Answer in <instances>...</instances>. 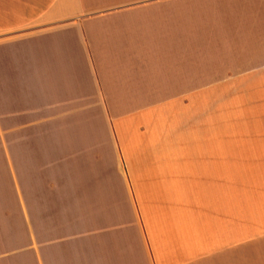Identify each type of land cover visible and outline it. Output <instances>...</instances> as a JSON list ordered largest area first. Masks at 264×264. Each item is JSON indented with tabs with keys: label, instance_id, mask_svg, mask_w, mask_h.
Masks as SVG:
<instances>
[{
	"label": "crops",
	"instance_id": "0c3cea01",
	"mask_svg": "<svg viewBox=\"0 0 264 264\" xmlns=\"http://www.w3.org/2000/svg\"><path fill=\"white\" fill-rule=\"evenodd\" d=\"M231 3L0 0V264H264V63L208 33Z\"/></svg>",
	"mask_w": 264,
	"mask_h": 264
},
{
	"label": "rangeland",
	"instance_id": "374dc122",
	"mask_svg": "<svg viewBox=\"0 0 264 264\" xmlns=\"http://www.w3.org/2000/svg\"><path fill=\"white\" fill-rule=\"evenodd\" d=\"M231 1V7L234 8L235 11H240V13L243 14H241V18H238L240 13L237 12L236 14H232L229 19L226 18L224 21L216 20L214 34L212 31H207L210 33L209 36L211 38L213 36L214 44H212L215 45V49L218 48L217 42L222 40V38H219L217 32H220L221 35L226 33L225 36L228 42L226 45H228L227 48L229 47L232 61H238L239 58L243 60L244 57H246V63L248 65L250 63H255V59L257 62L262 61L264 63V0H261L262 4L260 6H257L256 1L254 0L250 2V4L242 0ZM251 15L253 16L251 20H249V16ZM241 19H243V21H239ZM228 37L230 38L231 43H229ZM234 40H236V43ZM240 40L241 42L245 41L244 44H241ZM194 46L196 47V45ZM235 71L238 72L239 69L236 68Z\"/></svg>",
	"mask_w": 264,
	"mask_h": 264
}]
</instances>
